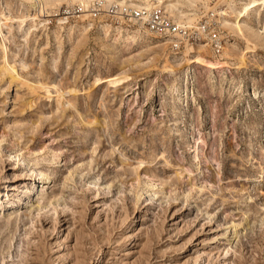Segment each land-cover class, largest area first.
Segmentation results:
<instances>
[{"label":"rangeland","instance_id":"374dc122","mask_svg":"<svg viewBox=\"0 0 264 264\" xmlns=\"http://www.w3.org/2000/svg\"><path fill=\"white\" fill-rule=\"evenodd\" d=\"M0 32V264H264V0H0Z\"/></svg>","mask_w":264,"mask_h":264},{"label":"bare ground","instance_id":"6f19581e","mask_svg":"<svg viewBox=\"0 0 264 264\" xmlns=\"http://www.w3.org/2000/svg\"><path fill=\"white\" fill-rule=\"evenodd\" d=\"M62 1H67V0H37L41 12H43V10L46 11V10H47V7H48L51 3H53V4L55 3V4L57 5V4L61 3ZM73 1H76V2L83 1L85 4H88V3H90V2L93 1V0H73ZM35 4H37V3H34V5H35ZM46 14H47V13H46ZM1 36H2V34H1V32H0V45H2V38H1ZM26 177H27V180L30 178L29 175H27ZM48 179H49L48 175H46V174H44V173H37V174H36V178L34 179V180H35V181H34L35 185L32 187V189H30L32 193H33V192H36V193H37L36 200H39V198H40V192H39V188H40V186H41V185L44 186L45 181H47ZM3 184H5V187H4L3 189H1V186H2ZM2 185L0 186V210H2V209L4 210L6 207H8V206H1V202L3 201L4 197H5L6 199L8 198V201L11 200L10 197H9V195L7 194V191H6V189H7L6 183L4 182V183H2ZM26 189H27V188H26L25 186H21V187L17 188L18 193L15 194V195H13V197H14L15 199L19 198L24 192L27 191ZM24 194H25V193H24ZM150 198H151V197H150ZM152 198H153V197H152ZM19 205H22V202H21V204H19ZM19 205H18L17 207L10 206V207H8V208H10V209L13 208L14 213H15V212H20L21 209L18 208V207H20ZM16 208H18V209H16Z\"/></svg>","mask_w":264,"mask_h":264}]
</instances>
